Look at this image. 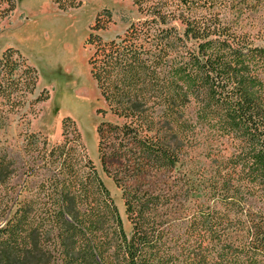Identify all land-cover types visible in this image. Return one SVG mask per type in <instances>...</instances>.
<instances>
[{"label":"trees","instance_id":"trees-1","mask_svg":"<svg viewBox=\"0 0 264 264\" xmlns=\"http://www.w3.org/2000/svg\"><path fill=\"white\" fill-rule=\"evenodd\" d=\"M130 1L142 18L122 35L97 34L111 23L107 11L90 26V76L108 111L125 121L113 129L129 136L127 169L172 170L197 148L208 161L198 176L202 201L183 225L164 228L127 200V236L96 172L76 167L80 135L64 118L75 145L50 149L56 160L46 164L62 162L37 186L35 158L21 170L0 140V264H264V46L218 11L193 12L218 0ZM51 2L62 11L81 5ZM14 6L0 0V18ZM37 81L18 51H3L0 131L15 111L29 108L22 119L49 99L43 90L29 100Z\"/></svg>","mask_w":264,"mask_h":264},{"label":"rangeland","instance_id":"rangeland-1","mask_svg":"<svg viewBox=\"0 0 264 264\" xmlns=\"http://www.w3.org/2000/svg\"><path fill=\"white\" fill-rule=\"evenodd\" d=\"M12 1L14 10L0 18V56L7 48L18 51L38 75L36 90L29 100L43 90L49 99L36 104L34 114L19 118L29 110L25 107L9 116L0 131L8 157L17 160L21 170L31 157L35 158L39 177L31 179V187L50 173L57 174L62 159L52 166L46 161L56 160V155L48 156L50 149L64 146V151L69 152L75 145L71 126L62 125L64 118H70L80 135L79 145L72 147L73 158L82 160L76 167L81 175L96 172L127 236L131 232L125 213L127 200H132L135 206L141 202L164 228L183 225L202 201L204 192L198 176L201 170L207 171L208 161L194 148L192 158L172 170H148L142 174L128 170L123 152L130 150L129 136L113 129L117 126L120 131L125 121L108 111L87 64L91 49L84 46V41L96 16L103 11L109 13L104 18L110 17L111 23L97 32L104 41H109L142 18L137 8L130 0H78L80 7L67 11L59 10L51 0ZM210 11L233 20L244 32L256 37V44L264 46V0H218L211 7L207 4L193 9L196 14ZM97 110L105 113L97 114ZM100 123L104 125L98 147L96 128Z\"/></svg>","mask_w":264,"mask_h":264}]
</instances>
